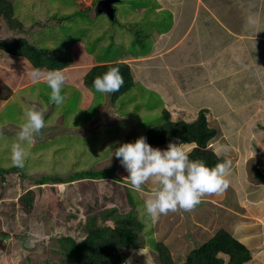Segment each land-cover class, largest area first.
Returning a JSON list of instances; mask_svg holds the SVG:
<instances>
[{"label":"rangeland","instance_id":"rangeland-1","mask_svg":"<svg viewBox=\"0 0 264 264\" xmlns=\"http://www.w3.org/2000/svg\"><path fill=\"white\" fill-rule=\"evenodd\" d=\"M11 1L15 13L26 23L24 35L43 48L55 50L70 64L80 62L81 41L95 58L106 60L114 55V49H122L126 43V37L119 35L118 29L139 22L140 17L138 0L116 2L117 16L114 18L99 11L98 7L104 0ZM140 1L152 3L153 6L156 4L153 0ZM156 14L151 10L144 17L148 19L149 15L154 18ZM156 18H159L158 15ZM143 23L147 28L154 25L151 21ZM7 24L5 21L0 24V40H13L11 37L15 31L6 29ZM13 25L19 27L16 23ZM124 34L130 38L128 42L134 52L138 48L151 46L149 35H142L135 42L136 33L130 30ZM9 69L10 73L18 74L17 67ZM70 71H64L66 77ZM29 76L26 72L25 80ZM5 86L0 88V96ZM93 91L95 98L88 104L81 89L68 82L67 77L62 89V95H66L67 99L57 107L50 100V89L46 82L39 79L13 93L4 105L0 101V131L3 133L0 136V174L6 171L8 175L25 178H7L5 182L10 184L6 186L8 194L5 196V185L0 176V191L3 190L0 192V264H62L68 259V247H64L60 241L58 243V238L72 234L77 241H81L86 236L83 225L92 217L101 227H115L123 216L135 217L143 222L139 232L141 246L123 249L128 256L126 264H159L155 247L157 241L169 246L175 264H183L193 248L210 239L221 227L250 245L253 257L244 264H264L263 98L257 102L243 99L237 106L254 114L207 113L210 125L219 129L218 136L210 142V146L217 153L222 145L231 147L228 154L233 162L230 187L223 194L204 197L190 212L178 211L149 217L144 202L151 196L152 186L148 184L142 186L141 191L133 190L127 179L128 172L112 155L120 144L131 142L147 130L163 124V110L159 108L155 113L146 111L159 105L154 98H147L145 103L144 97L124 96L112 105L109 93ZM131 102L132 105H129ZM34 104L46 109V126L27 145L31 155L21 169L11 164V145L24 122L25 111ZM112 106L123 108L122 113L129 119L115 116ZM166 148L163 146L160 149ZM103 170L106 175L115 174L114 177H96V172ZM119 170L120 177L117 174ZM16 171H20V176ZM87 171L92 172L89 173L92 177L61 183L53 188L43 184L45 186L39 190L37 183L32 181L44 179L49 180V185H54L51 182L55 177L66 182ZM258 171H261L260 177L256 176ZM30 189L36 192V202L29 213L25 209L31 196L26 193ZM234 191L240 195H235ZM22 195L28 197L23 199ZM239 215H251L254 223L247 226ZM235 224H240V227L234 230ZM223 256L226 261L229 259L227 254ZM32 258L38 261L35 263Z\"/></svg>","mask_w":264,"mask_h":264},{"label":"crops","instance_id":"crops-1","mask_svg":"<svg viewBox=\"0 0 264 264\" xmlns=\"http://www.w3.org/2000/svg\"><path fill=\"white\" fill-rule=\"evenodd\" d=\"M138 2L139 22L118 29L119 35L126 37L122 49H114V55L100 60L89 54L81 41L80 62H68L62 69L65 72L71 70L68 82L81 89L88 104L95 98V93L94 87L87 84V74L96 66L124 62L130 66L134 85L119 99L124 96L144 97L145 103L147 98L156 99L159 105L147 108V112L155 113L159 108H166L173 120L187 121L196 119L202 108L217 115L254 114L237 106L243 99L264 100V0H153L156 3L154 6ZM151 10L157 13L154 18L149 15L148 19L144 17ZM157 15L159 18H156ZM249 15L258 19L256 27L247 24ZM144 21L153 22V27L147 28ZM130 30L136 33L135 42L142 35H149L151 46L138 48L137 52L131 50L130 38L124 34ZM15 33L12 39L24 35L22 32ZM12 66L17 67L18 74L9 72ZM34 69L37 68L27 57L0 49V88L7 85L10 89L6 91L3 88L1 105L7 103L13 93L34 83L31 78L25 80L26 72L30 74ZM47 71L41 70L42 73ZM108 95L112 105L119 101L114 102L111 93ZM122 109L112 106L115 116L129 119ZM135 118H132L133 121ZM168 144L158 145V148ZM181 144L188 152L193 147V144ZM117 174L120 177L121 171ZM10 176L22 178L16 174L8 175V178ZM2 184L5 185L6 196V186L10 183ZM234 194L240 195L237 191ZM251 215L238 217L248 226V223H254ZM235 225L234 230L240 227V224Z\"/></svg>","mask_w":264,"mask_h":264},{"label":"trees","instance_id":"trees-1","mask_svg":"<svg viewBox=\"0 0 264 264\" xmlns=\"http://www.w3.org/2000/svg\"><path fill=\"white\" fill-rule=\"evenodd\" d=\"M2 21L7 22L8 28L13 29L15 32L23 31L22 33H24L25 31L26 23L15 13L11 0H0V24H2ZM12 23L18 24L19 27L15 28ZM0 49L17 56L27 57L39 70L60 69L68 65V62L62 59L55 50L39 46L33 39L26 37V35L17 36L13 40H0ZM113 66L119 67L124 78V84L119 92L111 93V98L115 102L134 85V77L127 63L119 62L96 66L87 74L86 81L90 87H93L94 79ZM5 90L10 91L7 86H5ZM207 113L208 109L202 108L198 112L196 119L192 121L173 120L170 111L164 108L165 122L160 126L147 130L143 136L147 138V143L152 147L173 141H179L187 145L193 144L192 149L189 151L190 159H202L207 166L214 167L217 163L223 162V157L218 156L215 149L210 146V142L218 136L219 129L210 125ZM137 138L131 142H135ZM117 163H120V161L117 160ZM18 172L20 171H16L15 173ZM3 173L2 175L0 174L4 181L2 183H7L5 181H7L8 173L6 171H3ZM89 173L91 174L92 172H84L71 181L92 177L89 176ZM114 175H106L104 170L96 172V177L101 178L114 177ZM256 176L260 177L261 171H258ZM32 181L37 183L36 187L39 190L45 186L43 184L53 188L58 187L56 183L64 182L56 177L51 182L54 185H49V180L44 179ZM35 193V190L30 189L26 194L31 196H21L23 199L28 197L29 204L27 209H25L28 212L35 206ZM118 223L115 227L107 225L101 227L92 217L90 221L83 225L86 233L83 240L77 241L72 234L58 238V243L60 241L64 247H68L66 250L68 259L66 258L67 261L62 264H126L128 256L123 249L141 246V235L139 232L142 230L143 222L135 217L123 216ZM78 224L82 225L83 223ZM155 247L159 254V264H175L173 253L166 243L157 241L155 242ZM223 254L229 256L227 261ZM252 255L253 250L247 244L234 236L228 229L221 227L210 239L201 242L199 246L193 248L183 264H244L252 259ZM32 261L36 263L38 260L32 258Z\"/></svg>","mask_w":264,"mask_h":264},{"label":"clouds","instance_id":"clouds-1","mask_svg":"<svg viewBox=\"0 0 264 264\" xmlns=\"http://www.w3.org/2000/svg\"><path fill=\"white\" fill-rule=\"evenodd\" d=\"M246 22L251 27H256L259 23L255 15H249ZM30 78L33 81L43 78L50 89V100L57 107L63 105L67 97L62 95V89L67 77L62 69H53L46 73L34 69ZM123 84L124 78L118 66L110 67L93 81L94 89L102 94L119 92ZM45 112L46 109L35 104L25 111L24 122L11 145L12 166L21 169L25 167L26 160L31 155L27 145L46 126ZM2 134L0 131V136ZM230 151L229 145H222L218 156L223 157V162L209 167L202 159H190L189 152L180 142H170L162 150L152 147L142 135L135 142L120 144L112 156L128 172L127 179L133 190L141 191L142 186L148 184L152 186L151 196L145 200L144 208L149 217H158L170 212H190L204 197L223 194L230 187L229 177L233 163L228 158ZM67 182L72 181L59 182L56 185Z\"/></svg>","mask_w":264,"mask_h":264},{"label":"water","instance_id":"water-1","mask_svg":"<svg viewBox=\"0 0 264 264\" xmlns=\"http://www.w3.org/2000/svg\"><path fill=\"white\" fill-rule=\"evenodd\" d=\"M120 0H104L100 3L98 9L99 11L105 12L110 15L112 18L115 17V3Z\"/></svg>","mask_w":264,"mask_h":264},{"label":"bare ground","instance_id":"bare-ground-1","mask_svg":"<svg viewBox=\"0 0 264 264\" xmlns=\"http://www.w3.org/2000/svg\"><path fill=\"white\" fill-rule=\"evenodd\" d=\"M238 168H239V167H238ZM57 185L60 186V185H62V184H57ZM203 229H205V228H203ZM213 231H214V230H213ZM208 232H209V230H208ZM208 232H207V233H208ZM211 232H212V231H211ZM211 232H210V233H211ZM208 234H209V233H208ZM208 234H207V235H208Z\"/></svg>","mask_w":264,"mask_h":264}]
</instances>
